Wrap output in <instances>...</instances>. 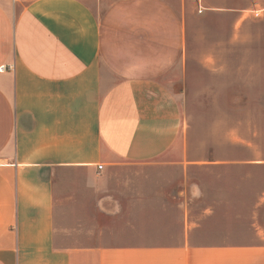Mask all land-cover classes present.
I'll return each instance as SVG.
<instances>
[{
  "label": "crops",
  "instance_id": "obj_1",
  "mask_svg": "<svg viewBox=\"0 0 264 264\" xmlns=\"http://www.w3.org/2000/svg\"><path fill=\"white\" fill-rule=\"evenodd\" d=\"M261 5L0 0V264H264L195 204L185 115L197 15Z\"/></svg>",
  "mask_w": 264,
  "mask_h": 264
},
{
  "label": "rangeland",
  "instance_id": "obj_2",
  "mask_svg": "<svg viewBox=\"0 0 264 264\" xmlns=\"http://www.w3.org/2000/svg\"><path fill=\"white\" fill-rule=\"evenodd\" d=\"M256 7L197 15L185 101L190 154L205 160L189 168L194 202L219 205L226 234L243 240L253 218L264 224V205L255 206L264 199V7Z\"/></svg>",
  "mask_w": 264,
  "mask_h": 264
},
{
  "label": "built area",
  "instance_id": "obj_3",
  "mask_svg": "<svg viewBox=\"0 0 264 264\" xmlns=\"http://www.w3.org/2000/svg\"><path fill=\"white\" fill-rule=\"evenodd\" d=\"M1 68H4V66H1ZM99 168H102V164L99 165Z\"/></svg>",
  "mask_w": 264,
  "mask_h": 264
}]
</instances>
